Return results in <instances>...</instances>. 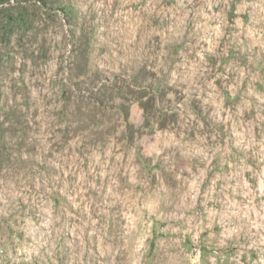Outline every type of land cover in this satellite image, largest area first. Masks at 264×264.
I'll list each match as a JSON object with an SVG mask.
<instances>
[{
  "label": "clouds",
  "instance_id": "1",
  "mask_svg": "<svg viewBox=\"0 0 264 264\" xmlns=\"http://www.w3.org/2000/svg\"><path fill=\"white\" fill-rule=\"evenodd\" d=\"M30 11L0 46V264H264V0Z\"/></svg>",
  "mask_w": 264,
  "mask_h": 264
},
{
  "label": "rangeland",
  "instance_id": "2",
  "mask_svg": "<svg viewBox=\"0 0 264 264\" xmlns=\"http://www.w3.org/2000/svg\"><path fill=\"white\" fill-rule=\"evenodd\" d=\"M41 3L48 8L55 7L58 0H41ZM8 5L7 7L5 5ZM35 8V0H15L12 5L11 0H0V46L7 48L10 35L13 31L23 29L21 37L26 35V31L31 27V19L34 14L32 9ZM68 11V10H66ZM11 59V57H8ZM3 63L0 61V70ZM127 116V108L124 109ZM15 118L21 124L27 122L29 117L26 113L17 112ZM10 155V151L6 145L0 142V161H6ZM50 155V154H49Z\"/></svg>",
  "mask_w": 264,
  "mask_h": 264
}]
</instances>
